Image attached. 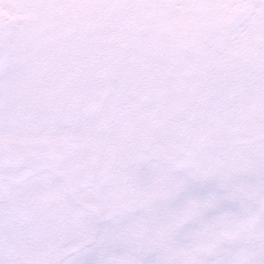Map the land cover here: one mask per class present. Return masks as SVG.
<instances>
[{"label":"snow or ice","instance_id":"1","mask_svg":"<svg viewBox=\"0 0 264 264\" xmlns=\"http://www.w3.org/2000/svg\"><path fill=\"white\" fill-rule=\"evenodd\" d=\"M0 264H264V0H0Z\"/></svg>","mask_w":264,"mask_h":264}]
</instances>
